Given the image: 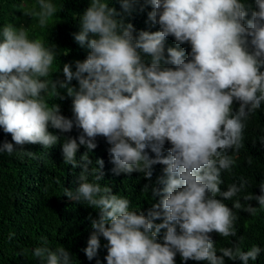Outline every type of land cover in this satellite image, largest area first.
<instances>
[{
	"label": "clouds",
	"instance_id": "1",
	"mask_svg": "<svg viewBox=\"0 0 264 264\" xmlns=\"http://www.w3.org/2000/svg\"><path fill=\"white\" fill-rule=\"evenodd\" d=\"M130 13L135 0H121ZM149 20L159 31H140L134 36L132 23L117 18L108 0H91L80 17L81 30L75 41L90 49L83 61L62 68L63 80L53 79V61L61 55L55 44L29 39L28 29L7 23L0 30V127L11 134L0 153L12 155L27 144L44 148L56 145L61 137L48 131L49 125L61 133L82 129L78 138L65 137L63 162L80 167L79 186L64 194L98 210L92 220L94 231L84 249L89 260L97 255L100 237L107 244V264H175L177 252L184 261L224 264V257L243 264L256 261L262 249L252 245L243 251L239 244L223 247L217 256L212 237H235L238 216L222 200L237 197L247 181L241 178L227 191H221L222 172L235 165L233 155L243 147V132L251 113L264 102V0H255L257 10L243 0H150ZM61 9L50 0H38V10L25 12L46 27ZM190 43L185 52L169 47L165 57V38ZM250 38V39H249ZM63 54H67L63 53ZM146 58L150 62H146ZM163 62V63H162ZM166 65H172L168 67ZM51 75V79L49 78ZM78 86H73V80ZM63 90V92L61 91ZM72 98L73 118L60 114L57 103L49 106L45 96ZM239 101L233 113V101ZM98 136L111 146L108 151L113 173L138 171L151 180L154 165H164L157 179L162 189L149 184L152 197H160L147 215L130 207L131 201L102 185V159L91 167L85 153L80 162L76 153L81 145L89 152L97 147ZM171 147L165 156V142ZM155 154L152 158L149 151ZM261 195L245 194L259 207L240 199L233 207L251 215L264 210V183ZM162 220L161 223H154ZM179 228V233L177 232ZM166 229L164 243L157 242ZM243 237L240 240L243 241ZM42 238L32 255L42 264H72L64 247L52 249Z\"/></svg>",
	"mask_w": 264,
	"mask_h": 264
},
{
	"label": "trees",
	"instance_id": "2",
	"mask_svg": "<svg viewBox=\"0 0 264 264\" xmlns=\"http://www.w3.org/2000/svg\"><path fill=\"white\" fill-rule=\"evenodd\" d=\"M61 9L49 22L46 27H41L38 21L25 12L29 9L38 10V0H0V30L7 23L16 27L21 25L28 29L29 39H42L46 45L55 44L61 53L54 61L50 70L53 79L63 80L62 68L65 63L72 65L75 70V61H83L87 58L90 49L87 46L79 45L74 35L81 30L80 17L90 6L91 0H50ZM251 6L244 23L251 18V11L257 10L255 0H243ZM109 8H114L125 23H132L135 29L133 35L140 31H159L158 24L149 20L148 14L153 11L150 0H135L130 13L122 8L121 0H108ZM250 39V38H249ZM165 57L169 47L177 48L185 52V60L189 59L191 45L188 42L177 44L173 36L165 38ZM67 54H63L66 53ZM146 62H150L146 58ZM163 63V62H162ZM173 67L172 65H166ZM264 71V68H261ZM51 79V75L49 77ZM71 84L78 86L74 79ZM63 92V90H61ZM49 106L59 104L60 114L68 119L73 118L72 98L55 99L45 96ZM240 102L234 100L233 113L238 111ZM246 128L243 132V147L233 155L235 165L222 172L223 183L221 191H227L228 186L236 183L239 185L241 178L247 181L245 189L237 197L225 200L222 196L216 198L222 200L238 216L235 222L237 235L235 237H223L216 232L209 235L212 237L214 246L217 249V256L223 247H233L239 244L243 251H247L252 245L261 247L262 252L256 261L249 260V264H264V210L258 209L255 215H251L243 208L237 210L233 207L236 199L246 207H259L258 201H244L242 196L252 194L261 195L260 185L264 183V102L260 109L251 113L246 121ZM48 131L61 137V140L51 148H44L40 144H25L23 150L34 153L33 157L22 155L19 149L12 155L6 152L0 153V264H42L32 255L35 247L40 246L42 238L49 241L48 246L53 250L64 247L71 255L72 264H107L105 259L107 241L100 237V248L97 255L89 260L84 249L94 231L92 220L98 219V210H95L84 203L77 202L64 194L65 189L75 192L79 186L78 177L80 167L73 168L63 162L62 143L65 137L78 138L82 129L75 126L71 132L61 133L49 125ZM5 141L13 143L11 134L5 133L0 127V145ZM97 145L91 152L86 146L81 145L76 153V160L80 162L81 157L88 153L92 161L91 167L100 166L97 160L102 159V185L107 184L114 194L127 197L131 201L130 207L137 209L147 215L153 204L158 203L160 197H152L150 190H143L146 184L162 189L163 184H158L157 179L164 175V165L153 166L151 180L145 178L144 174L138 171L132 173H113L114 165L111 163V156L108 149L111 147L106 139L98 136L94 141ZM171 147L165 142L162 149L163 154H168ZM149 155L154 158L155 154ZM156 220L154 223H161ZM179 233V228L177 227ZM166 229H161L157 236V242L164 243ZM243 237V241L240 240ZM175 264H209L208 261L187 260L184 261L177 252ZM224 264H243L239 259L231 260L224 257Z\"/></svg>",
	"mask_w": 264,
	"mask_h": 264
}]
</instances>
